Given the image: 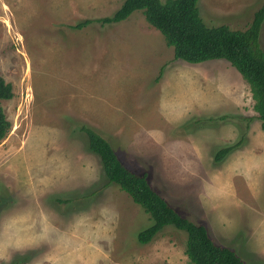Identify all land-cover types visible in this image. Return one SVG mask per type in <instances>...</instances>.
Returning <instances> with one entry per match:
<instances>
[{"label":"rangeland","instance_id":"1","mask_svg":"<svg viewBox=\"0 0 264 264\" xmlns=\"http://www.w3.org/2000/svg\"><path fill=\"white\" fill-rule=\"evenodd\" d=\"M121 2L0 0V75L13 90L1 100L0 264H188L183 230L137 240L151 218L107 183L81 125L217 244L264 264V130L248 83L223 59H174L141 10L71 27ZM263 4L198 0L207 25L241 30ZM260 33L264 49V22Z\"/></svg>","mask_w":264,"mask_h":264},{"label":"trees","instance_id":"2","mask_svg":"<svg viewBox=\"0 0 264 264\" xmlns=\"http://www.w3.org/2000/svg\"><path fill=\"white\" fill-rule=\"evenodd\" d=\"M135 10H141L146 22L162 34L166 44L172 47L174 59L189 63L223 59L233 66L249 85L253 110L264 130V49L260 45L264 4L243 30L226 24L207 25L201 17L198 0H122L111 15L85 19L71 27L80 28L93 20L120 22ZM12 96L11 83L0 75V141L11 128L1 100ZM80 130L87 136L90 151L98 155L107 183L116 184L150 216V225L137 233L140 243L148 242L164 226L172 225L186 232L184 253L188 264H245L233 248L217 244L203 223L178 212L151 186L146 173H137L126 166L100 132L88 125H81ZM241 142L242 138L220 147L214 155L215 162Z\"/></svg>","mask_w":264,"mask_h":264},{"label":"crops","instance_id":"3","mask_svg":"<svg viewBox=\"0 0 264 264\" xmlns=\"http://www.w3.org/2000/svg\"><path fill=\"white\" fill-rule=\"evenodd\" d=\"M85 239V238H84ZM31 246L33 247L34 246V248L35 247H39L40 246V244H37V243H32L31 244ZM92 247V246H91ZM92 256V255H91ZM102 256H104V255H102ZM56 256H48L47 257V260H45L43 263L44 264H50V262H52L53 260V263L54 264H69L70 263V260L69 261H66L65 259H61V258H55ZM97 256H94V258H96ZM33 263H35V262H32V264ZM38 264V263H37Z\"/></svg>","mask_w":264,"mask_h":264}]
</instances>
